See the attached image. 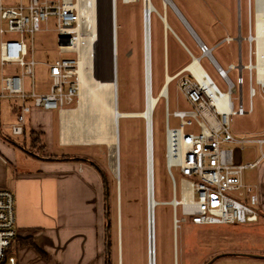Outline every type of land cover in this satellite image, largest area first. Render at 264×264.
I'll use <instances>...</instances> for the list:
<instances>
[{"label":"rangeland","instance_id":"rangeland-1","mask_svg":"<svg viewBox=\"0 0 264 264\" xmlns=\"http://www.w3.org/2000/svg\"><path fill=\"white\" fill-rule=\"evenodd\" d=\"M21 0H0L9 6L20 4ZM27 1V0H24ZM86 2V1H85ZM160 14H166L170 26L176 28L181 24L178 15L171 9L165 8V0H152ZM183 11L188 20L199 33L200 37L210 47H215L213 56L217 62L228 70L229 65L238 64L237 42L217 43L227 35L237 36V0H173ZM117 32H118V86L119 109L121 112H142L145 109V74H144V27L143 0L125 3L117 2ZM83 6L94 7L91 1ZM95 8V7H94ZM243 35L248 34V0H242ZM82 20V33L89 34L88 23ZM183 25V24H181ZM6 28V26H4ZM165 28L157 14H153L152 34V75L153 95L157 96L164 83L163 37ZM18 38L16 34H6L4 39ZM170 42L167 53L168 74L174 75L191 62L187 51L177 44L173 33L169 31ZM30 50L38 62L35 67V84L38 90L48 88L51 84L49 65L62 58L73 57L69 53L60 52L57 23L51 17L42 30L33 37L26 35ZM186 46L196 56L200 51L192 38L184 36ZM247 43H244L245 62L247 57ZM91 50V49H90ZM89 50V51H90ZM201 66L213 82L226 92L228 87L219 77L216 69L207 58L201 60ZM95 64V63H94ZM101 70L97 66H90L88 82L90 89L99 86L98 75ZM6 76L20 75L19 66L7 65L3 70ZM230 78L236 82L237 71L229 72ZM246 77V75H245ZM31 85L32 80L26 79ZM177 82L169 86L170 112L190 109L186 98L178 91ZM245 107L249 106L248 87H245ZM158 98V97H157ZM79 99L70 107L78 106ZM6 102L2 101V106ZM254 113L247 116H236L232 121V134L237 139H264V100L260 94L252 99ZM90 113L89 123L95 124L98 112ZM154 153H155V191L156 199L161 205L157 206V264H264V210L262 206L261 218L258 223L235 225L196 227L191 223H183L177 227L175 235V215L173 202V183L166 168V118L164 100L162 99L154 110ZM57 113V112H56ZM2 114V137L13 146H20L21 138L12 136L10 130L4 127V111ZM120 158L118 161L121 176L120 189L115 169L112 168V150L109 151L111 168L105 171L109 184V196L106 205L109 208L110 227V264H148V220H147V142L146 121L142 118L120 119ZM171 127L178 128L180 121L174 117L170 120ZM11 139V140H10ZM236 161L249 164L258 161L264 154V144L248 143L243 148L232 145ZM24 148V147H23ZM101 148L95 147H61L56 139L48 147L47 154L62 157L64 155L88 157L97 156ZM46 154V153H45ZM178 189L181 175L174 170ZM247 184L256 187L259 196L264 199V159L253 169L244 172ZM178 196L179 190H178ZM179 212V209H178ZM263 218V219H262ZM107 221L105 220V261L107 260ZM237 236L242 249L236 246L233 238ZM122 250V251H121ZM259 256V257H257Z\"/></svg>","mask_w":264,"mask_h":264},{"label":"built area","instance_id":"built-area-1","mask_svg":"<svg viewBox=\"0 0 264 264\" xmlns=\"http://www.w3.org/2000/svg\"><path fill=\"white\" fill-rule=\"evenodd\" d=\"M76 2L27 0L15 6L0 3V68L15 65L22 70L20 75H5L0 79V99L10 98L19 102L16 122L10 126L13 136L24 135L27 115L31 114L32 108L62 111L71 107L79 97V54L76 51L79 13L75 8ZM241 6L242 0H237V36H228L216 45L237 42L238 64L229 65L225 70L213 56L215 47L196 38L200 56L196 57L186 48L191 62L174 75L166 72L164 84L155 96L158 103L164 100L166 168L173 183L174 199L171 205L174 207L175 224L179 227L183 223L199 227L245 225L260 220V196L256 187L245 182L244 172L256 168L264 159V154L254 163L240 164L231 146L243 148L248 143L264 144V139H237L232 134L233 118L252 115V99L257 94L264 100V0H248L247 36L243 35ZM51 17L56 19L60 52L73 57L59 59L48 66L50 89L46 93H38L34 85L38 62L25 36L33 37L40 32ZM259 19L261 34L257 30ZM6 34H16L18 38L5 40ZM244 43L248 47L246 62ZM203 58L211 62L226 83V92L220 90L206 71V75L200 79L189 69ZM231 70L237 71L236 82L229 76ZM26 79L32 80L30 92L25 88ZM173 82H177V89L190 104V109L170 112L169 86ZM246 86L248 108L245 107ZM153 91L151 84V96H154ZM148 93L145 86V106ZM29 101L32 105L28 104ZM172 117L180 121L178 128L171 127ZM152 123L154 125V117ZM1 162L6 161L0 153ZM174 170H178L182 176L179 189ZM185 188L190 191L188 199L184 197ZM17 235L15 194L0 188V264H19L13 250Z\"/></svg>","mask_w":264,"mask_h":264},{"label":"crops","instance_id":"crops-1","mask_svg":"<svg viewBox=\"0 0 264 264\" xmlns=\"http://www.w3.org/2000/svg\"><path fill=\"white\" fill-rule=\"evenodd\" d=\"M23 1L21 0L20 3ZM175 5L191 27L185 25L178 15L183 25L176 24V28L170 26L177 44L185 50L188 48L184 42L186 34L194 42L197 38L205 43L183 11L176 3ZM171 41L173 40L169 38V31L165 30L164 76L168 72L167 53ZM152 52L153 49L151 67ZM3 70L4 68H0V79L5 76ZM34 85L38 93L48 92L51 86L50 84L48 88L38 90L35 83ZM31 87L32 82L29 85L25 81L28 92L31 91ZM2 101L6 102L4 106ZM18 104L16 99H0V153L6 161L0 163V188L11 190L16 197L18 235L13 250L18 263L106 264L104 246L106 198L105 184L100 172L105 173L109 167L111 168L109 151L105 148L109 146L98 143L63 142L61 115L63 110L68 111L70 107L62 111L32 108L31 114L27 115L24 135L17 136L21 138V147L13 146L2 137L1 111L3 110L5 115L4 127L10 130V126L17 119ZM28 104L32 105L30 101ZM56 139L61 147L83 146L101 148V150L93 157L69 155L59 157L47 154L49 145L51 146ZM117 179L120 189L121 176ZM260 204L264 210V199L261 197ZM238 226L241 225L234 227ZM233 240L236 244L234 249H242L237 236Z\"/></svg>","mask_w":264,"mask_h":264},{"label":"bare ground","instance_id":"bare-ground-1","mask_svg":"<svg viewBox=\"0 0 264 264\" xmlns=\"http://www.w3.org/2000/svg\"><path fill=\"white\" fill-rule=\"evenodd\" d=\"M88 0H77L75 8L79 13V23L76 29L77 44L76 51L79 54L78 79H79V102L74 109L63 110L61 117L62 141L72 143H98L107 144L112 150V168L115 169L117 177H120L118 161L120 158V144L118 146V127L117 113L119 122L121 118H142L148 124V142L149 151L147 157V178L150 191V214H151V247L148 264H157V216L156 209L159 203L156 199L155 191V153H154V127L153 116L154 110L158 103V98L151 96L150 85L152 84V67L146 71L151 75L148 82L147 106L142 112H121L119 109V86H118V32H117V8L118 0H89L94 7L83 6ZM125 3L137 0H123ZM173 2V1H172ZM143 27H146V43L149 54L152 51V34H153V14H157L163 25L166 24V14H160L154 6L152 0H143ZM164 6H170L168 0H165ZM175 10V9H174ZM150 12V14H149ZM177 15V11H174ZM180 16V15H179ZM178 16V17H179ZM180 18V17H179ZM85 19L89 24V34L84 36L82 33V20ZM86 23V24H87ZM166 30V29H165ZM258 33H262L260 19L257 27ZM150 44V48H149ZM91 49V50H90ZM90 50V51H89ZM145 55V46H144ZM146 62V60H145ZM95 63V64H94ZM151 63V61H150ZM97 66L101 71L98 75L99 86L95 90L89 88L88 74L90 66ZM189 69L198 77L206 75L205 70L200 63L196 61ZM146 85V86H147ZM98 112V118L95 124L89 123L90 113ZM120 128V126H119ZM120 132V131H119ZM147 141V133H146ZM148 161V160H147ZM147 186V194H148ZM153 191V194H152ZM190 191L184 189V197L188 199ZM148 204V203H147ZM148 210V209H147ZM148 213V211H147ZM148 219V214H147ZM175 226V235L177 234ZM149 247V246H148Z\"/></svg>","mask_w":264,"mask_h":264},{"label":"water","instance_id":"water-1","mask_svg":"<svg viewBox=\"0 0 264 264\" xmlns=\"http://www.w3.org/2000/svg\"><path fill=\"white\" fill-rule=\"evenodd\" d=\"M173 0H168V4L170 5V7H171V9L173 10V11H177V13H179V15H180V19H181V21L185 24V25H187L189 28H191L190 27V25L187 23V21L185 20V18L183 17V15L181 14V12L179 11V9L177 8V6L175 5V3L174 2H172ZM168 6H165V8H167ZM175 9V10H174ZM149 14H150V12H149ZM166 16V15H165ZM166 18V24H165V29H166V31H171L172 33H173V30L171 29V27H170V25H169V23H168V21H167V17H165ZM192 30V29H191ZM144 46H145V60H146V71H147V69L149 68V70L151 69V63H150V61H151V52H150V49H149V54H148V51H147V43H146V27H145V29H144ZM149 48H150V44H149ZM149 78H150V83H151V75H150V73H149V75H148V73L146 72V76H145V81H146V83H145V85H147L148 84V82H149ZM147 87V89H148V85L146 86ZM150 87H151V85H150ZM116 113H117V119H116V121H117V127H118V146H119V117H118V110H117V108H116ZM146 133H147V151H149V140H148V138H149V136H148V124H147V128H146ZM119 149V148H118ZM147 163L149 162V159H148V157H147ZM147 184H148V182H147ZM148 186V185H147ZM152 194H153V191H152ZM147 211H148V245H149V254H150V247H151V214H150V191H149V186H148V194H147ZM257 257H259V256H257ZM216 259H218V257L217 258H215V259H213L211 262H209L208 264H211L212 262H214Z\"/></svg>","mask_w":264,"mask_h":264},{"label":"trees","instance_id":"trees-1","mask_svg":"<svg viewBox=\"0 0 264 264\" xmlns=\"http://www.w3.org/2000/svg\"><path fill=\"white\" fill-rule=\"evenodd\" d=\"M122 111V110H121ZM102 177H103V180H104V184H105V200H107V197L109 196V184H108V179L106 177V174L103 173L102 171L100 172ZM109 214V208H108V205H105V216H107L106 214ZM106 218V221H107V231H106V234H107V246H106V253H107V260H106V264H110V227L111 225L109 224V217H105Z\"/></svg>","mask_w":264,"mask_h":264}]
</instances>
